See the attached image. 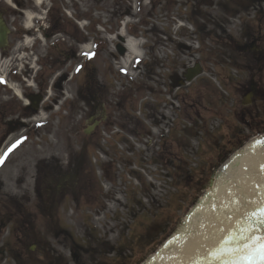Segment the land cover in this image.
I'll use <instances>...</instances> for the list:
<instances>
[{"label": "rangeland", "instance_id": "1", "mask_svg": "<svg viewBox=\"0 0 264 264\" xmlns=\"http://www.w3.org/2000/svg\"><path fill=\"white\" fill-rule=\"evenodd\" d=\"M229 1H45L56 46L30 48L28 108L0 87V155L26 138L0 165V264H150L185 232L225 150L264 133V22L257 2ZM128 36L142 55L126 68ZM251 36L257 55L238 49ZM89 84L109 120L84 135Z\"/></svg>", "mask_w": 264, "mask_h": 264}, {"label": "snow or ice", "instance_id": "2", "mask_svg": "<svg viewBox=\"0 0 264 264\" xmlns=\"http://www.w3.org/2000/svg\"><path fill=\"white\" fill-rule=\"evenodd\" d=\"M91 59L94 54L82 53ZM136 63H139L137 60ZM79 68H77V72ZM122 72L125 70L122 69ZM4 81L0 79V83ZM26 138L16 140L9 145L0 155V165H3L8 156ZM256 141V144H261ZM252 147H255L253 145ZM227 168V165H225ZM261 173H264V163L259 164ZM243 171L249 176L255 173V166L244 168ZM222 183L226 186L228 202L221 201L218 206L215 203L211 206V214L208 217L207 225L200 222L198 227L203 230L210 228V232L203 233L205 242L197 241L195 256H187L181 264H264V191L261 185H256V192L250 196L242 190L246 179L223 178ZM221 207L227 211H221ZM194 229L188 230L192 235ZM180 240V237H173ZM187 240V237L184 238ZM172 241H168L171 244ZM168 245L166 244L165 247ZM185 248H181L175 256H183ZM175 258V257H174Z\"/></svg>", "mask_w": 264, "mask_h": 264}, {"label": "flooded vegetation", "instance_id": "3", "mask_svg": "<svg viewBox=\"0 0 264 264\" xmlns=\"http://www.w3.org/2000/svg\"><path fill=\"white\" fill-rule=\"evenodd\" d=\"M252 1V0H251ZM255 1L256 7L253 17L257 20V23L260 25L262 22H264V8L258 7L259 0H253ZM230 6V10L233 12V8L235 6V1L231 0L228 2ZM30 13L32 15V18L29 22H31L30 26L27 27L26 22V16ZM40 11L35 6L34 0H0V35L1 32L5 33V38H0V62L6 63V70H7V76H9L10 73H13L14 75V81L12 84L18 89L17 85L19 83L23 87V89L26 90H33L29 86V80H33V75L29 70L28 67V60L30 59V54H32V59L34 65L38 66L40 59L38 57V50L32 51L30 50V53L27 51V47L35 46L36 43L38 46L40 45V39L45 38L47 39L49 35H51L54 31V24L50 25L48 30L42 29L43 23L46 25V22H43L40 20ZM47 18L45 19V21ZM244 32V31H243ZM250 39L246 42L244 41L243 44H238V49L243 54L251 53L253 55H257L259 52V48L256 46L257 41H261L260 37H249ZM14 41V42H13ZM52 44V43H51ZM54 45V43L49 47L51 48ZM56 45H54L55 47ZM53 47V48H54ZM48 48V49H49ZM38 49V48H37ZM25 51V52H24ZM23 52L25 56H23ZM3 56L6 58L3 59ZM42 57V56H41ZM3 59V60H1ZM26 67V70L24 71V68ZM2 70V69H1ZM28 70V72H27ZM4 70L0 73V79H2L3 87H5L8 91L12 84L9 85L8 79L3 75ZM26 74V75H25ZM42 72L38 73L37 75H34V78H36L39 75V78H41ZM27 76V77H26ZM17 77V78H16ZM26 78V79H25ZM18 79V80H17ZM25 82V83H24ZM248 89L246 94L252 93V98L255 99L254 95L257 91V83H253V81H249L248 83ZM12 85V86H13ZM0 87H2V83H0ZM9 87V88H8ZM90 84L89 86L85 85V91L89 94V110H87L89 113L86 115L85 123L87 124L86 128L83 130L84 135H92L97 128L101 127V125L106 124L109 120V115L107 111L106 104L100 103L96 101L95 95L90 91ZM11 96L13 98L17 99L20 103H22L23 108H28L29 97H23L22 92L20 89H18L19 95L21 97V100H19L10 90ZM38 92V90L36 91ZM43 92V89L38 93L41 95ZM60 99L56 100V103H59ZM39 101H41L39 99ZM26 103V104H25ZM8 102H5L4 106H0V127H5L7 125H3V122L5 120L7 121L6 117L9 116V113L11 111V105H8ZM56 109L59 110V106L57 105ZM38 110V109H37ZM38 112V111H37ZM39 115V114H38ZM41 115V114H40ZM28 116V115H24ZM32 116V115H31ZM29 117V116H28ZM39 117V116H38ZM40 119H44V117H40ZM25 119L21 118V122H24ZM93 126V129L90 130V127Z\"/></svg>", "mask_w": 264, "mask_h": 264}, {"label": "bare ground", "instance_id": "4", "mask_svg": "<svg viewBox=\"0 0 264 264\" xmlns=\"http://www.w3.org/2000/svg\"><path fill=\"white\" fill-rule=\"evenodd\" d=\"M44 1L45 0H35V3L39 6ZM31 18H32V15L30 13H28V15L26 16L27 27H29L31 24V22H29L31 20ZM123 33H124V29L121 30L120 34L123 36L124 35ZM126 39L127 40H126L125 49L127 50V53H126V58L124 59V61H125L124 65L127 68L128 64L131 63L133 61V59L137 58V56L141 57L142 53H141L140 49L138 48L139 42L137 40L135 41L134 39H131L130 37H127ZM83 51L90 52L89 50H87L85 48H83ZM6 67H7L6 63L0 62V73L3 70H5ZM12 87L14 89L13 90L14 93L16 95L20 96L18 89H16V87H14V86H12ZM256 141L257 140H254V142H256ZM233 159H235V156L233 157ZM245 179H246V183L242 186V190L247 192L248 195H250V193H253L256 191V183H255V181H252L249 183V178H245ZM222 180H223V174H222V172L221 173L218 172L216 179L212 183V186H211L212 189L209 191V193H207V195H206L207 197L205 199H202L198 203L197 210L190 217L191 219L187 224L185 232L181 236H179L181 239L180 240H174V239L171 240L172 243L167 244L168 245L167 247L160 249L159 250V256L156 259L151 260L150 264H171L170 261L184 260L187 258V256L197 255V253H191V254L187 255L188 249L192 243L191 240H188L189 239L188 230L190 227H192L193 221L196 218H199V220H198L199 223L204 222L207 225L208 217L211 214V206L213 203L220 206L222 200L224 201V203L228 202L227 193L225 191L226 186L222 183ZM221 211H227V209L221 207ZM210 231H211V229L207 228V227L203 230L200 229V231L198 233V237L199 236L203 237V233L210 232ZM185 237H187L188 241L183 240ZM182 244L184 245V248H185V254L183 256H175V254L181 248Z\"/></svg>", "mask_w": 264, "mask_h": 264}, {"label": "water", "instance_id": "5", "mask_svg": "<svg viewBox=\"0 0 264 264\" xmlns=\"http://www.w3.org/2000/svg\"><path fill=\"white\" fill-rule=\"evenodd\" d=\"M2 36H0L1 38ZM189 79V78H188ZM250 101L246 100V102L243 103V105L248 104ZM261 135H264V133H261ZM254 138V136L251 137V139ZM259 141H261V144H256V142L252 141L251 143L248 142V144H245L243 146V152H239L238 156H235V159L232 157V153L229 151V148L225 150L226 153V160L221 159V164L223 165L224 162L227 161V159L231 158L230 160L227 161V168H222L220 170V173L222 172L223 178L228 177L230 179H245L249 178V183L252 181H255L256 185L260 184L261 185V191H264V173L260 172L259 169V164L264 163V139L263 137H259ZM255 145V147H252ZM245 148V149H244ZM235 152V151H234ZM236 153V152H235ZM255 166V173L252 175H248L243 171L244 168H249L251 166ZM256 192V191H255ZM250 193V196L254 195V193ZM199 217V216H198ZM199 218L194 219L193 224H192V229H194L192 235L189 236L188 240H191L192 243L188 249V254L191 253H196L195 248H196V242L201 241L205 242L203 240V237H198V233L200 231L198 225ZM184 241H188L183 239ZM182 260L178 261H170L171 264H181Z\"/></svg>", "mask_w": 264, "mask_h": 264}]
</instances>
